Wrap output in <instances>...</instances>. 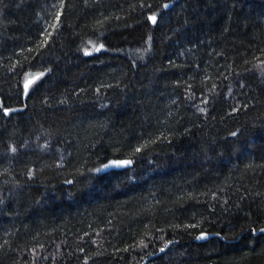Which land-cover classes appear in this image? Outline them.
Returning <instances> with one entry per match:
<instances>
[{"label":"trees","instance_id":"obj_1","mask_svg":"<svg viewBox=\"0 0 264 264\" xmlns=\"http://www.w3.org/2000/svg\"><path fill=\"white\" fill-rule=\"evenodd\" d=\"M263 230L264 0H0V264H264Z\"/></svg>","mask_w":264,"mask_h":264},{"label":"water","instance_id":"obj_2","mask_svg":"<svg viewBox=\"0 0 264 264\" xmlns=\"http://www.w3.org/2000/svg\"><path fill=\"white\" fill-rule=\"evenodd\" d=\"M130 161V163H124V162H129ZM114 165L115 166H117V167H125V166H131L132 165V160H130V159H122V160H118V161H116V162H114ZM264 231V230H263ZM215 234H211V233H208V232H202V233H200L198 236H197V238H196V240L197 241H205V240H207V239H209L210 237H212V236H214ZM173 242H169L166 246H165V249H163V251H159L157 254H160V253H162V252H164L171 244H172ZM152 257H154V255H152V256H150L148 259H150V258H152ZM147 259V260H148Z\"/></svg>","mask_w":264,"mask_h":264},{"label":"rangeland","instance_id":"obj_3","mask_svg":"<svg viewBox=\"0 0 264 264\" xmlns=\"http://www.w3.org/2000/svg\"><path fill=\"white\" fill-rule=\"evenodd\" d=\"M39 78L37 75H31L26 79L25 84L27 85V89L31 87V85Z\"/></svg>","mask_w":264,"mask_h":264},{"label":"snow or ice","instance_id":"obj_4","mask_svg":"<svg viewBox=\"0 0 264 264\" xmlns=\"http://www.w3.org/2000/svg\"><path fill=\"white\" fill-rule=\"evenodd\" d=\"M151 19L155 20V17H152ZM86 54H90V53H86ZM26 87H27V85H26ZM124 163H130V161L129 162H124ZM161 251H163V249H161Z\"/></svg>","mask_w":264,"mask_h":264},{"label":"bare ground","instance_id":"obj_5","mask_svg":"<svg viewBox=\"0 0 264 264\" xmlns=\"http://www.w3.org/2000/svg\"><path fill=\"white\" fill-rule=\"evenodd\" d=\"M176 247V246H175Z\"/></svg>","mask_w":264,"mask_h":264}]
</instances>
